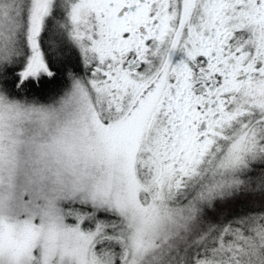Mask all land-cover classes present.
Returning a JSON list of instances; mask_svg holds the SVG:
<instances>
[{
    "label": "snow or ice",
    "instance_id": "6c2138e0",
    "mask_svg": "<svg viewBox=\"0 0 264 264\" xmlns=\"http://www.w3.org/2000/svg\"><path fill=\"white\" fill-rule=\"evenodd\" d=\"M0 264H264V0H0Z\"/></svg>",
    "mask_w": 264,
    "mask_h": 264
}]
</instances>
